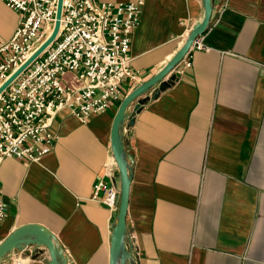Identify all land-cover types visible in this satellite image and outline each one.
Masks as SVG:
<instances>
[{"label":"crops","instance_id":"1","mask_svg":"<svg viewBox=\"0 0 264 264\" xmlns=\"http://www.w3.org/2000/svg\"><path fill=\"white\" fill-rule=\"evenodd\" d=\"M225 1L219 17L212 1L199 35L209 49L192 47L190 65H183L184 55L166 76L174 78L148 89L132 123L131 104L120 127L130 171L125 224L140 252L137 264H264V0ZM203 14V0H143L129 50L138 77L123 81L121 99L86 122L59 110L48 128L56 135L48 153L38 161L7 156L0 162L8 205L0 242L36 225L68 264L109 263L118 209L91 195L98 179L119 190L113 117ZM17 24V12L0 0V38L8 40ZM17 258L50 264L47 248L28 234L0 264Z\"/></svg>","mask_w":264,"mask_h":264},{"label":"built area","instance_id":"2","mask_svg":"<svg viewBox=\"0 0 264 264\" xmlns=\"http://www.w3.org/2000/svg\"><path fill=\"white\" fill-rule=\"evenodd\" d=\"M18 14L8 40L0 38V83L21 65L50 35L56 0H4ZM217 1V16L226 7ZM143 0L104 2L63 0L60 24L53 41L0 93V162L4 157L38 161L53 146L56 135L48 128L55 114L67 109L81 122L105 111L121 99L131 69L130 41L139 21ZM208 50L197 36L192 48ZM105 169L109 166L105 164ZM117 185L98 179L92 198L109 209L117 208ZM8 205L0 188V225ZM124 243L122 264H137L140 257L133 231ZM13 264H27L17 258Z\"/></svg>","mask_w":264,"mask_h":264},{"label":"water","instance_id":"3","mask_svg":"<svg viewBox=\"0 0 264 264\" xmlns=\"http://www.w3.org/2000/svg\"><path fill=\"white\" fill-rule=\"evenodd\" d=\"M63 0H56L54 26L50 35L33 51V53L9 76L0 83V93L25 70V68L39 56V54L53 41L59 29L61 10ZM204 14L201 21L197 22L189 31L183 45L173 55V57L165 63V65L154 75L141 82L138 86L128 92L120 101L118 109L113 117L111 125V150L120 177V185L117 195V219L112 227L111 245L109 250L108 264H122L124 243L127 241V232L125 224V215L128 205L130 171L127 158L123 152L122 143L119 136L120 127L126 118L128 107L132 104L131 114L128 115L130 123L133 122L134 114L139 112L143 104L149 99L150 95L146 92L148 89L158 84L162 88L167 81L173 79L174 76L167 77V74L185 55L193 40L201 35L207 28L211 16L212 1L203 0ZM166 78V79H165ZM142 96V97H140ZM34 236L38 242L43 244L49 253L50 264H68L66 258L58 252L55 244L44 227L36 225H24L0 242V258L10 250L20 238L24 235Z\"/></svg>","mask_w":264,"mask_h":264}]
</instances>
